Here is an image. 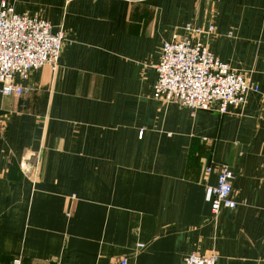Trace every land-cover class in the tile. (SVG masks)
Returning a JSON list of instances; mask_svg holds the SVG:
<instances>
[{"label":"crops","instance_id":"1","mask_svg":"<svg viewBox=\"0 0 264 264\" xmlns=\"http://www.w3.org/2000/svg\"><path fill=\"white\" fill-rule=\"evenodd\" d=\"M2 3L67 41L56 70L15 77L28 93L0 83V263L264 264V0ZM188 24L213 25L201 41L257 85L243 108L155 99L162 46ZM224 164L238 205L216 216Z\"/></svg>","mask_w":264,"mask_h":264},{"label":"built area","instance_id":"2","mask_svg":"<svg viewBox=\"0 0 264 264\" xmlns=\"http://www.w3.org/2000/svg\"><path fill=\"white\" fill-rule=\"evenodd\" d=\"M214 31L213 25L206 30L188 24L184 34H174L170 41L163 44L161 61L157 65L155 99L178 103L193 110H218L225 114L230 106L243 107L249 93L258 91L251 77L223 63L201 41L203 34ZM66 41L65 33H54L49 21L19 14L12 6L2 3L0 83L3 84V93L22 96L30 91L14 82L16 76L26 78L45 66L56 70ZM29 163H22V166L26 167ZM38 164L39 158L33 169ZM233 178L227 165L219 167L218 184L209 189L213 197L212 212L216 216L223 208L233 209L238 205L233 198ZM217 263L216 254H192L186 259V264ZM9 264L24 263L21 257H17ZM121 264H127L126 259Z\"/></svg>","mask_w":264,"mask_h":264},{"label":"rangeland","instance_id":"3","mask_svg":"<svg viewBox=\"0 0 264 264\" xmlns=\"http://www.w3.org/2000/svg\"><path fill=\"white\" fill-rule=\"evenodd\" d=\"M66 35V34H65ZM65 46V45H64ZM64 48V47H63ZM241 108H243V107H241ZM240 109V108H239Z\"/></svg>","mask_w":264,"mask_h":264}]
</instances>
